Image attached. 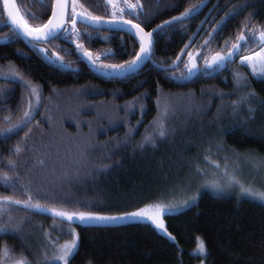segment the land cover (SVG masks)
Wrapping results in <instances>:
<instances>
[{
	"label": "trees",
	"instance_id": "obj_1",
	"mask_svg": "<svg viewBox=\"0 0 264 264\" xmlns=\"http://www.w3.org/2000/svg\"><path fill=\"white\" fill-rule=\"evenodd\" d=\"M204 1L140 0L146 13L141 25L151 30ZM16 2L28 23L39 25L51 15L54 0H43V7L37 0ZM79 3L93 15L111 17L105 0ZM245 4L250 6L239 15H229ZM245 23L264 26V0H213L190 21L157 32L152 58L140 72L107 79L83 61L75 37L63 33L51 43L35 44L15 35L6 25L0 0V38L8 41L0 45V129L17 122L24 110L22 98L28 95L18 82L3 78L10 66L38 85L43 98L30 132L24 128L10 138L0 134V198L25 200L28 193L46 207L122 213L180 194L176 189L188 183L193 165L205 161L202 152L214 148L211 143L264 157V80L239 62L260 49L258 41L249 40L224 71L204 66V58L226 53L238 34L248 32ZM77 29L91 33V39L78 42L105 64H123L139 51L138 41L122 32L82 24ZM200 48V73L192 79L185 68L187 53ZM57 56L63 57V65ZM236 72L247 75L250 89L236 84ZM247 91L256 93L251 119L248 105L232 108ZM165 106L166 136L159 137L154 121ZM146 135L154 138V145L140 147ZM17 145L19 155L14 154ZM9 159L15 169L8 167ZM5 174L25 189L7 187ZM165 222L176 243L148 222L84 225L12 205L0 215V226L8 225L0 233V249L7 246L14 258L23 255L35 264L43 252L54 251L53 242L62 244L75 231L79 245L71 264H250L264 257V203L259 200L206 190L189 207L166 214ZM197 238L206 242L207 258L196 251Z\"/></svg>",
	"mask_w": 264,
	"mask_h": 264
},
{
	"label": "snow or ice",
	"instance_id": "obj_2",
	"mask_svg": "<svg viewBox=\"0 0 264 264\" xmlns=\"http://www.w3.org/2000/svg\"><path fill=\"white\" fill-rule=\"evenodd\" d=\"M43 7V0H37ZM3 11L6 13V24L10 25L14 31V34L17 36L22 35L25 38L30 39L31 41L37 42H47L51 43L52 40L56 39L58 35L63 32L68 36L75 37L73 43L76 45L77 50H83V56L93 64V66L98 67L107 72H121L127 73L135 71L141 62L146 59H151L153 53L152 48L154 45V33H157L159 30L166 27H171L175 22H183L185 19L190 17L193 13V9H199L202 5H192L190 8H186L179 16H175L172 20L164 21L163 24L157 25V28L152 29L151 31H145V28L141 26L140 23H134L132 19H126L125 16H135L138 20L140 15L143 13V4L140 0H105L107 5L111 6V17L105 19L104 16L93 15L88 11L83 4L79 3V0H71V13L69 14V0H54L51 4V15L48 17L45 23L39 25H30L28 20L25 18V14L21 12L20 6L15 2V0H2ZM171 6V5H170ZM250 5L245 4L241 6V9H234L229 15H239L242 9L249 7ZM79 9V10H78ZM32 18H35L34 14H31ZM80 20L85 25L91 26L96 31L101 30L103 25H128L135 30L134 35L138 38L139 51L135 52L134 58L125 61L123 64H105L100 62V55H94L91 51L84 49L83 44L79 43V39L87 36L91 39V33H81L77 29V21ZM70 23V27H69ZM245 29H248V32L245 34L241 32L237 35V43L232 44L231 51L226 55H221L216 53L211 56V59L204 58L205 69H212L214 66L220 67L226 65L227 62L232 61L233 57L237 53L241 52L242 48L247 46V42L251 40L252 42L259 43L260 51L255 52L252 55H244L241 59V64H247L251 69V74L254 77H257L261 80H264V26H249L245 23ZM258 33V37H257ZM208 41H205L207 45ZM188 45H185L187 48ZM41 52H44L45 49H40ZM183 51V50H182ZM55 55V54H54ZM189 63L185 64L189 75L198 70L195 58L192 56V53H187ZM61 64H64L63 57H56ZM177 61L181 60V57L178 56ZM99 62V63H98ZM172 65L170 67H175ZM167 71L168 69H164ZM10 83H19L28 93L27 97L22 98V104H24V110L22 115L17 120L15 124H11L10 127L0 129V134L4 135L5 138H10L11 135L17 134L19 130L28 128L29 132L31 128L29 125L35 119L36 115H39L38 109L43 107V98L38 85H34L32 81L25 78V76L19 72L14 66H10L8 72L3 77ZM236 84L239 87L244 89H250V84L248 83L247 75L241 74L240 72L235 73ZM34 98V102H33ZM256 98V93L254 91H247L244 95L240 96L238 100L232 102L233 111H236L241 105H248V112L250 113L249 119L252 118V114L255 113L256 109L251 107L253 99ZM26 101V103H25ZM159 107V101L157 102ZM260 106L264 108V99L261 100ZM128 107H132L129 105ZM141 112L143 108L141 107ZM168 117V107L165 106L164 110L158 114V117L154 121L156 125V131L159 137L166 136V126L165 120ZM6 121L11 123V116L4 117ZM39 125V121L36 122ZM139 123V121H138ZM152 143L154 145V138L151 135H146L143 139V143L140 147H143L144 144ZM220 150L223 149V146H220ZM22 151V148L17 145L14 148V154L19 155ZM207 160L208 157L206 156ZM43 163V161H41ZM261 166H264V161L259 162ZM8 167L15 169V163L9 159ZM107 167V166H105ZM216 167L219 168L220 165L216 164ZM225 175H227V165H225ZM18 178V174H17ZM4 184L7 187L13 189L19 188L24 190L25 186L23 184H15L11 182V178L6 174L2 177ZM229 185H237L240 189V194L242 196H249L254 199H259L264 201V191L256 190L252 186H245L240 183L235 175L231 177L228 181ZM212 188H220V181H213L211 184H206ZM27 194V199H13L12 197L0 198V215L9 212L12 205H22L24 209L36 211H46L54 217L64 218L68 221L79 220L82 223H90L93 221L97 222H117V221H136V220H148L156 229L161 230L173 243H176V237L168 232L167 227L164 223V215L171 214L178 211L180 208L189 207L196 199V197H191L189 199L183 200L178 205H166L160 203H154L141 207L135 211L124 210L121 214L118 215H100L94 212H71L67 210L57 209L55 207H46L40 203L39 199H35L31 194ZM199 193H197L198 195ZM6 205V207H5ZM8 225L0 226V233L6 232ZM18 230V229H14ZM71 236V239L60 244L53 242L54 251L51 256L45 251L42 253V257L38 260L37 264H71V259L78 252L79 245V235L74 231L68 233ZM47 235V234H46ZM197 252L199 256L207 258L208 249L206 242L200 238H197ZM0 264H31L27 257L21 255L19 258H14L11 250L5 246L3 249H0ZM90 264V262H89ZM201 264H204V260H201ZM250 264H264V257L259 258L258 261H251Z\"/></svg>",
	"mask_w": 264,
	"mask_h": 264
},
{
	"label": "rangeland",
	"instance_id": "obj_3",
	"mask_svg": "<svg viewBox=\"0 0 264 264\" xmlns=\"http://www.w3.org/2000/svg\"><path fill=\"white\" fill-rule=\"evenodd\" d=\"M258 51H260V49ZM252 54H254V53H252ZM252 54H249V55H252ZM241 59L239 61L240 63H241ZM244 65L251 72V69L247 66V64H244ZM210 146H212L214 148H212V149L209 148L207 150L205 149L206 153H204L205 150H203V152H202L203 155L205 154V157L206 156L208 157V159L207 160L205 159L204 162L201 161L202 162L201 165H197V166L193 165V167H194L193 172L190 174V177L188 178V181H187L188 183H185L184 187L176 189V190L180 191V194H179V192L175 195L172 194L164 202H160V204L178 205L183 200L189 199V198L194 197V196L196 197L194 202H196L197 199L199 198V196L201 195V193L203 191H206V190H211L214 193L225 192V193L234 195L240 199L243 197H249V196H242L240 194V189L237 185H229L228 181L231 179V177L233 175H235L236 178L239 180V182L244 184L246 187L252 186L256 190L264 191V166H261L259 163L261 161H264V157H256L250 153L240 154V153H237L236 151H235L236 153L233 151L229 152L228 150H226L225 147H223V149H225V150H220V145H217L215 143H211ZM210 152H213L212 153L213 155H211ZM216 164H219L220 167L217 168ZM225 165H227V175H225ZM213 181H220L221 187L220 188H212L209 186H205L206 184H211ZM197 193H199V194L197 195ZM250 198H252V197H250ZM256 200H259V199H256ZM259 201H261V200H259ZM261 202L264 203V201H261ZM154 203H156V202H154ZM154 203H148L147 205H151ZM147 205H144L141 207H145ZM141 207H138L136 209L129 210V211H135ZM181 209H183V208H180L178 211H180ZM178 211H176V212H178ZM40 212L48 213L46 211H40ZM173 213H175V212H173ZM48 214H50V213H48ZM97 214H100V213H97ZM118 214H121V213L100 214V215H118ZM165 215H164L163 219H164V223L166 226ZM61 219L66 220L64 218H61ZM66 221H68V220H66ZM68 222L79 223V224H84V225L85 224H100V225L110 224V225H113V224H124V223H130V222H148V223H151L150 221H148L146 219L145 220H136V221H117V222L93 221L90 223H82L79 220L68 221ZM159 231H161V230H159ZM47 253L49 254V256H51L53 253V250H50ZM35 264H37V263H35Z\"/></svg>",
	"mask_w": 264,
	"mask_h": 264
},
{
	"label": "water",
	"instance_id": "obj_4",
	"mask_svg": "<svg viewBox=\"0 0 264 264\" xmlns=\"http://www.w3.org/2000/svg\"><path fill=\"white\" fill-rule=\"evenodd\" d=\"M209 1L210 0H207L204 4H202V6L201 7H199V9H197L196 11H194L193 13H192V15L190 16V17H188L187 19H185V20H189V19H192V18H194L196 15H198L206 6H207V4L209 3ZM15 2H16V0H15ZM17 3V2H16ZM70 9H71V0H69V8H68V12H69V14H70ZM5 14V17H6V13H4ZM106 19V18H105ZM170 20H172V19H170ZM184 20V21H185ZM135 23V22H134ZM177 23H180V22H175L174 24H177ZM78 24H82V25H85L83 22H81L80 20H78L77 21V25ZM173 24V25H174ZM7 25V24H6ZM7 26H9V27H11L10 25H7ZM85 26H87V27H89V28H92L91 26H88V25H85ZM69 27H70V23H69ZM155 28H157V27H155ZM155 28H153V29H155ZM93 29V28H92ZM101 30H110V31H115V32H122V33H125V34H127V35H129V36H131V37H133L135 40H137L138 41V38L137 37H135V35H134V32H135V30L134 29H132L130 26H128V25H108V24H105V25H103V27L101 28ZM162 30V29H161ZM145 31H147L146 29H145ZM151 31V30H150ZM160 31V30H159ZM158 31V32H159ZM61 34H63V32H61L59 35H61ZM156 33H154V35H155ZM58 35V36H59ZM20 38H22V39H24V40H27V41H29V42H32V43H37V44H45V43H47V42H37V41H31L30 39H28V38H25V37H23L22 35H20ZM6 42H8L7 41V39H1L0 38V45L1 44H6ZM154 43H155V38H154ZM237 43V42H236ZM37 49L40 51V49H43L41 46H37ZM229 51H231V49L229 50ZM229 51H227L226 53H222V52H219L221 55H226ZM41 52V51H40ZM154 52V45H153V48H152V53ZM41 53H43V54H45L48 58H50L47 54H46V52L44 51V52H41ZM240 53V52H239ZM239 53H237V55L235 56V57H233V59H232V61H230V62H227L226 63V65H224V66H220V67H217V66H214L212 69H207L208 71H212V70H214L215 68H218V71H224L226 68H227V66H228V64H230V63H234L235 61H236V59H237V56H238V54ZM200 54H201V50L199 49V50H197L192 56L195 58V60H196V64H197V69L198 70H196V71H193L192 73H191V78L193 79V78H195L199 73H200V65H199V62H198V58H199V56H200ZM215 55V54H214ZM213 56V55H212ZM81 57H82V59H83V61L88 65V66H90L91 67V69H92V71L95 73V74H97V75H100V76H102V77H104V78H107V79H112V78H116V79H125V78H127V77H129V76H132V75H134V74H136V73H138V72H140L148 63H149V61L151 60V59H146V60H144L143 62H141V64L139 65V67L135 70V71H131V72H127V73H121V72H105L104 70H102V69H100V68H98V67H95V66H93V64H91L88 60H87V58L86 57H84L83 56V51L81 52ZM152 58V57H151ZM209 59H211V57L209 58Z\"/></svg>",
	"mask_w": 264,
	"mask_h": 264
},
{
	"label": "flooded vegetation",
	"instance_id": "obj_5",
	"mask_svg": "<svg viewBox=\"0 0 264 264\" xmlns=\"http://www.w3.org/2000/svg\"><path fill=\"white\" fill-rule=\"evenodd\" d=\"M206 1H207V0H205L202 4H204ZM132 2H133V1H132ZM212 3H213V0H210L209 3L207 4V6H206L205 8H207V7H208L210 4H212ZM202 4H201V5H202ZM205 8H204L202 11H204ZM196 10H197V9H196ZM196 10H195V11H196ZM202 11H201V12H202ZM143 12H144V10H143ZM193 12H194V11H193ZM201 12H200V13H201ZM70 13H71V9H70ZM200 13H199V14H200ZM142 14H144V16H145L146 13H142ZM142 14H141V15H142ZM141 15H140V18H139L138 20L136 19L135 16H129V15H126L125 18H126V19H132L133 22H135V23H140V24H141V22H142ZM108 19H109V18H108ZM190 20H191V19H189V20H185V21H183V22L190 21ZM83 26H84V25H83ZM141 26H142V25H141ZM151 30H152V29H151ZM104 31L115 32V31H110V30H104ZM147 31H150V30H147ZM119 33H120V32H119ZM124 34H125V33H124ZM128 36H129V35H128ZM130 37H131V36H130ZM257 37H258V34H257ZM132 38H133V37H132ZM123 40H124V39L122 38V41H123ZM120 42H121V41H120ZM35 44H37V43H35ZM45 44H48V43H45ZM36 47H37V45H36ZM230 49H231V48H230ZM200 50H201V53H202V51H203L202 48H200ZM82 51H83V50H81V52H82Z\"/></svg>",
	"mask_w": 264,
	"mask_h": 264
}]
</instances>
